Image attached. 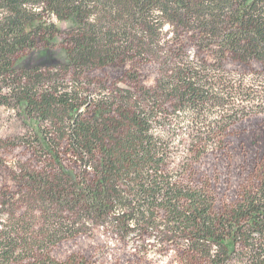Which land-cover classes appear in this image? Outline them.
<instances>
[{"label":"trees","instance_id":"obj_1","mask_svg":"<svg viewBox=\"0 0 264 264\" xmlns=\"http://www.w3.org/2000/svg\"><path fill=\"white\" fill-rule=\"evenodd\" d=\"M166 25L178 36L191 33L221 61L232 55L259 62L264 76V0H0V107H16L54 160L61 163L67 144L82 167L75 179L29 177L46 203L47 225L37 236L18 220L15 233H2L0 264H87L79 257L58 261L48 248L90 221L111 220L126 232L153 225L165 209L169 230L207 264H264V177L241 201L216 211L207 186H187L169 168L172 115L185 112L194 126L227 125L240 91L250 88L220 66L187 59L164 68L154 87L143 84L142 57L158 52ZM58 36L67 62L18 65L24 51L52 46ZM129 64L125 73L136 87L94 94V70ZM254 94L264 103V87ZM205 138L198 135L193 146L203 148Z\"/></svg>","mask_w":264,"mask_h":264},{"label":"rangeland","instance_id":"obj_2","mask_svg":"<svg viewBox=\"0 0 264 264\" xmlns=\"http://www.w3.org/2000/svg\"><path fill=\"white\" fill-rule=\"evenodd\" d=\"M59 24L64 30L70 26L65 22ZM178 35L172 26L166 25L158 52L142 57L140 76L143 84L154 87L164 68H173L179 60L187 59L197 64L207 62L220 66L233 82L250 88L240 91L239 99L236 98V104L229 110L234 117L227 125L221 122L215 126L207 123L194 126L188 123L185 112L171 116L170 170L187 186H207L215 199V210L224 211L241 201L245 192L256 188L264 177V103L252 100L255 90L264 87L262 66L259 62L238 61L232 55L221 61L213 48L202 47L191 33ZM63 41L64 37L58 36L52 46L38 43L34 49L20 54L18 65L51 66L67 62ZM128 68L130 64L94 70L90 74L96 80L94 94L118 86L136 87L127 79ZM247 95L250 98H246ZM163 129L159 128V132H164ZM198 135L206 137L203 148L193 146ZM63 150L59 163L35 141L33 132L16 107H0V237L6 231L15 233L18 220L31 225L32 235L39 236L44 231L46 203L37 200L29 177L35 174L53 180L62 175L75 179L82 167L67 144ZM90 174L94 173L91 171ZM54 208L68 217L73 216L69 208L59 205ZM169 219L168 210L156 211L153 225L142 224L138 229L131 227L126 232L111 220L90 221L84 231L50 245L49 253L58 261L79 257L87 264H207L204 258L189 251L181 233L169 230ZM24 255L28 257L26 253ZM232 264L241 262L234 260Z\"/></svg>","mask_w":264,"mask_h":264}]
</instances>
